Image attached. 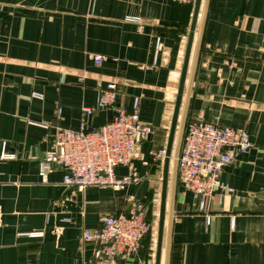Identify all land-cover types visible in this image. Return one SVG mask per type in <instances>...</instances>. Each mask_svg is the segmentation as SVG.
Listing matches in <instances>:
<instances>
[{
  "label": "crops",
  "instance_id": "crops-1",
  "mask_svg": "<svg viewBox=\"0 0 264 264\" xmlns=\"http://www.w3.org/2000/svg\"><path fill=\"white\" fill-rule=\"evenodd\" d=\"M194 7L174 0H0V264H95L98 244L84 241L83 230L129 209L130 198L150 202L149 216L159 225L166 156L153 154L167 150ZM128 15L142 22L126 21ZM98 54L106 57L102 64ZM111 81L115 105L99 109V83ZM190 84L186 121L246 129L254 146L223 168L234 191L215 193L209 221L180 183L178 164L171 204L172 157L161 264H264V0H202ZM136 97L142 122L153 129L133 160L137 183L79 190L64 184L63 167L42 180L39 162L53 149L58 127L80 130L82 108L90 106L86 128H98L109 111L131 112ZM3 142L17 158H1ZM128 172L116 168L117 176ZM157 242L155 230L138 254L118 264H156Z\"/></svg>",
  "mask_w": 264,
  "mask_h": 264
},
{
  "label": "built area",
  "instance_id": "built-area-1",
  "mask_svg": "<svg viewBox=\"0 0 264 264\" xmlns=\"http://www.w3.org/2000/svg\"><path fill=\"white\" fill-rule=\"evenodd\" d=\"M179 3H194L195 0H174ZM129 22H142L140 16L128 15ZM161 39L156 42V52L161 47ZM106 59L96 55L94 60L102 64ZM99 109L113 108L117 95V82H103L98 86ZM33 97L42 99L43 94L32 93ZM84 120L80 130L58 127L55 144L39 162V174L47 180V174L55 167H63V182L84 190L88 186L112 187L125 190L137 183L140 177L132 172L133 160L140 143L150 138L153 129L140 118V97L135 98L134 109L129 112L123 107L116 109V115L103 126L87 130L88 117L95 109L90 106L82 108ZM49 126L48 124H40ZM254 146L246 129L220 125L219 123L198 118L188 119L185 123L181 150L178 155V178L185 189L190 190L199 209L210 220L212 198L218 190L233 192L234 189L222 179L223 168L236 158L249 152ZM155 160L166 156V149L153 154ZM2 159H15L17 154L7 149L3 142ZM118 166L127 167L129 172L117 176ZM129 209L105 215L102 226L95 230H83L84 241L98 244V258L95 264H118L139 253L144 239L151 230L147 219V202L129 199ZM31 237H42L44 232L28 233ZM142 264H155L145 261Z\"/></svg>",
  "mask_w": 264,
  "mask_h": 264
},
{
  "label": "water",
  "instance_id": "water-1",
  "mask_svg": "<svg viewBox=\"0 0 264 264\" xmlns=\"http://www.w3.org/2000/svg\"><path fill=\"white\" fill-rule=\"evenodd\" d=\"M201 3L202 0H195V7H194V14H193V19L191 23V28L189 32V38H188V44L186 48V54H185V59H184V64H183V69L181 73V79H180V84H179V89H178V95H177V100L175 103V109H174V115H173V120H172V126H171V131H170V137L168 141V146L166 150V158H165V164H164V170H163V179H162V194H161V203H160V214H159V228H158V242H157V254H156V264H161V255H162V247H163V239H164V229H165V221H166V211H167V206H168V183H169V174H170V163L172 157H174V168H173V186H172V196H171V204L174 199V191H175V185H176V176H177V164H178V155L179 151L181 148V143H182V137H183V132H184V127H185V122L187 118V109L189 108V101L191 98V84L189 85L187 89V94H186V101H185V113L183 116L182 124L180 127V133L178 136V140L176 143L175 147V152L174 151V140H175V134H176V129H177V124H178V119L180 115V110L182 107V104L184 102V95L186 92V78H187V73H188V67H189V62H190V57H191V52H192V47H193V41H194V34H195V29L199 17V12L201 8ZM198 57V52L196 53L195 56V62L197 61ZM196 94V85L194 88V92L192 95L194 96ZM192 96V97H193ZM190 107H193L192 100L190 103ZM117 112H108V120L113 119V117L116 115ZM108 120H105L99 124L96 125V127L103 126L108 122ZM91 130V129H89Z\"/></svg>",
  "mask_w": 264,
  "mask_h": 264
},
{
  "label": "trees",
  "instance_id": "trees-1",
  "mask_svg": "<svg viewBox=\"0 0 264 264\" xmlns=\"http://www.w3.org/2000/svg\"><path fill=\"white\" fill-rule=\"evenodd\" d=\"M150 202L147 203V219L148 221L150 222L151 224V230L148 232V234L146 235V237L150 234H152L154 231H155V223L151 220L150 216H149V213H150ZM145 237V238H146Z\"/></svg>",
  "mask_w": 264,
  "mask_h": 264
},
{
  "label": "rangeland",
  "instance_id": "rangeland-1",
  "mask_svg": "<svg viewBox=\"0 0 264 264\" xmlns=\"http://www.w3.org/2000/svg\"><path fill=\"white\" fill-rule=\"evenodd\" d=\"M188 89V87H186V90ZM171 175V174H170ZM157 206H160V201L157 203ZM166 215H167V211H166ZM158 227H159V225L157 224L156 226H155V230H158Z\"/></svg>",
  "mask_w": 264,
  "mask_h": 264
}]
</instances>
